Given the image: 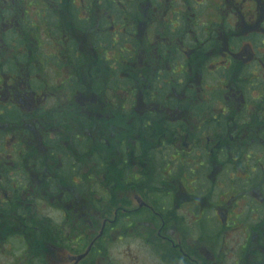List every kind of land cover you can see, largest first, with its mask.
<instances>
[{"label": "flooded vegetation", "instance_id": "1", "mask_svg": "<svg viewBox=\"0 0 264 264\" xmlns=\"http://www.w3.org/2000/svg\"><path fill=\"white\" fill-rule=\"evenodd\" d=\"M261 183L264 0H0V264H264Z\"/></svg>", "mask_w": 264, "mask_h": 264}, {"label": "trees", "instance_id": "2", "mask_svg": "<svg viewBox=\"0 0 264 264\" xmlns=\"http://www.w3.org/2000/svg\"><path fill=\"white\" fill-rule=\"evenodd\" d=\"M220 99V97L218 96V100ZM217 99L216 98H212V106L214 107V103H215V101H216ZM206 106H208V105H206L204 102H201V103H199V104H197V106H196V122L197 123H199L200 121L202 122V125H200V128L201 129H203V130H205L206 128H210V126H211V124H212V122L211 121H208V120H203L202 119V117H201V114L203 113V112H205L206 110H207V107ZM206 121H208V124H205V122ZM125 139V137L124 136H122V140H124ZM200 144L202 145L201 146V148L202 149H206V146H204V145H206V142H205V140L204 139H202V142L200 141ZM201 155H202V159L204 158V156L207 154L206 153V151L205 150H201ZM153 157H152V152L150 151L149 153H148V162L152 165V161H153V159H152ZM193 160V161H192ZM196 160H201V156L200 157H198V156H195V155H193V157H192V159H190V161H191V163H192V168L191 169H196V176L198 177L197 179H198V181H197V185H198V187H197V189H196V192H203V191H205V192H218V191H220L219 189H220V186H219V184L218 185H209V184H207L206 182H202L201 181V179H200V177H202V176H204L205 175V172H206V170H202L203 169V167H201L200 165H201V162H196ZM204 160V159H203ZM203 163V162H202ZM158 165V164H157ZM194 166V167H193ZM160 169H162L163 168V165L162 164H160ZM179 168L181 169L182 168V166H179ZM155 170H158V169H156L155 168ZM155 170H153V171H155ZM67 174L70 176H72V175H74V174H76V172L73 170V168H72V166H71V164H70V162L68 163V165H67ZM152 175V174H151ZM155 176H157V173H155L154 174ZM190 175H192L191 173H190ZM200 176V177H199ZM254 178V177H253ZM253 180V179H252ZM251 180V181H252ZM249 182V183H240L239 185H237V187L238 188H240V190L241 191H251L253 188H254V186L256 185L255 183H252V182ZM224 184V183H223ZM68 185H69V187L71 186V182H70V180H68ZM115 186H117V187H122V183L121 182H116V184H115ZM219 186V187H218ZM264 188V183H261V185H260V188ZM264 190V189H263Z\"/></svg>", "mask_w": 264, "mask_h": 264}, {"label": "rangeland", "instance_id": "3", "mask_svg": "<svg viewBox=\"0 0 264 264\" xmlns=\"http://www.w3.org/2000/svg\"><path fill=\"white\" fill-rule=\"evenodd\" d=\"M221 193H225L228 191V189L224 188V187H220L219 189ZM243 208V203L238 205V209ZM238 212V210H237ZM243 212V211H242ZM252 217H249V221ZM238 236V235H237ZM227 240V245H225L227 247V250L225 248H223L221 245L216 249V252H218V249L220 247H222V249L224 251H227L228 257L226 258L224 264H235V250L237 247L238 243H241L242 237L241 235L236 237V236H232L230 238H226ZM233 249V251H231L230 249ZM127 250H129V254L127 252ZM143 249H141L139 247V244L137 243H133L131 245H125V243H117L116 245H114L113 249L110 251V255H112L115 259V261L118 264H137L138 262H144L145 264H149L151 262L150 259H148V255H146V252L142 251ZM64 253H62L63 256ZM131 255V256H130ZM139 261H138V260ZM251 262V261H250ZM248 262H244L245 264H251Z\"/></svg>", "mask_w": 264, "mask_h": 264}, {"label": "clouds", "instance_id": "4", "mask_svg": "<svg viewBox=\"0 0 264 264\" xmlns=\"http://www.w3.org/2000/svg\"><path fill=\"white\" fill-rule=\"evenodd\" d=\"M21 253H22V249L16 251V252H15V255H16V256H19V255H21Z\"/></svg>", "mask_w": 264, "mask_h": 264}, {"label": "water", "instance_id": "5", "mask_svg": "<svg viewBox=\"0 0 264 264\" xmlns=\"http://www.w3.org/2000/svg\"><path fill=\"white\" fill-rule=\"evenodd\" d=\"M85 254H87V252H86ZM84 256H85V255H83V256H81V257H79V259H77V260H80V259H82Z\"/></svg>", "mask_w": 264, "mask_h": 264}]
</instances>
